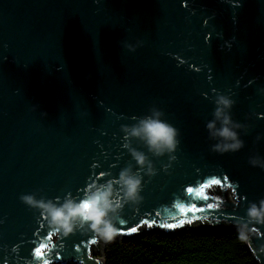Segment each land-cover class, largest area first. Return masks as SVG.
Masks as SVG:
<instances>
[{
    "label": "water",
    "instance_id": "1",
    "mask_svg": "<svg viewBox=\"0 0 264 264\" xmlns=\"http://www.w3.org/2000/svg\"><path fill=\"white\" fill-rule=\"evenodd\" d=\"M137 41L135 51L124 46ZM261 89L264 0H0V264H104L103 243L92 249L99 239L86 226L64 236L19 197L79 199L93 181L137 172L121 125L152 107L180 143L170 161L130 138L155 174L139 169L143 199L123 205L115 236L201 220L240 227L249 203L264 198V169L249 164L264 158ZM213 90L234 100L231 118L248 126L237 130L236 152L210 150ZM204 184L207 199L187 191ZM193 205L203 211L180 213ZM244 231L264 264V224Z\"/></svg>",
    "mask_w": 264,
    "mask_h": 264
},
{
    "label": "clouds",
    "instance_id": "2",
    "mask_svg": "<svg viewBox=\"0 0 264 264\" xmlns=\"http://www.w3.org/2000/svg\"><path fill=\"white\" fill-rule=\"evenodd\" d=\"M205 40H208V35L205 36ZM141 43V41H137L136 44L125 43L124 46L129 51H135ZM213 91L216 92V90ZM213 103L215 107L212 119L208 120L205 125L208 138L216 141L210 145V150L220 154L240 150L244 146V141L240 139L237 130L246 131L248 126L231 118L230 109L234 100L229 95L216 92ZM163 115L160 109L152 107L148 114L133 116L135 123L121 125L125 140L123 147L135 160L138 166L137 172H133L131 167H124L119 171L118 177H112L103 183L93 181L79 199L73 197L71 193H66L62 202H60V197L47 199L41 196L37 198L35 193L21 194L19 199L30 208L39 210L40 216L47 220L49 226L64 236H68L77 229H84L86 226L98 239L105 242L112 240L117 234L115 220L119 218V211L123 205L129 202L136 204L143 199L140 196L142 177L138 174L139 169H145L144 173L149 176L155 174L152 161L144 152L130 146V138L135 137L142 140L148 152L156 157L167 153L170 154L168 157L170 161L175 159V156L171 154L175 152L180 143L178 139L180 133L176 127L162 119ZM258 139H260L259 136H257ZM249 164L264 169V158L259 155L250 156ZM164 167L167 168L168 165ZM100 175L104 176L106 173ZM253 222L264 224V198H261L258 204L249 203L246 219L242 218L240 226L241 239H247L244 229Z\"/></svg>",
    "mask_w": 264,
    "mask_h": 264
},
{
    "label": "trees",
    "instance_id": "3",
    "mask_svg": "<svg viewBox=\"0 0 264 264\" xmlns=\"http://www.w3.org/2000/svg\"><path fill=\"white\" fill-rule=\"evenodd\" d=\"M239 233L232 224L201 220L174 230L99 239L92 249L103 243L104 264H257Z\"/></svg>",
    "mask_w": 264,
    "mask_h": 264
},
{
    "label": "snow or ice",
    "instance_id": "4",
    "mask_svg": "<svg viewBox=\"0 0 264 264\" xmlns=\"http://www.w3.org/2000/svg\"><path fill=\"white\" fill-rule=\"evenodd\" d=\"M210 183H211L212 185H218V184L221 183V181H220V180L213 179V180H211ZM207 187H209V185H208V184H204V185H202L198 190L193 189V188H188L187 191H188L189 194H192L193 192H195V195H196L197 197H203L204 199H207V197H204V196H203L204 189L207 188ZM207 207H208V208H212L213 205H212V204H208ZM179 211H180L181 214H183V213H185L186 211H187V212H197V211H203V209H202V208H197L195 205H193V206H191V207H189V208H187V209H185L183 206H181V207L179 208ZM180 223H184V221L181 220ZM167 226H168V227H174L175 225H171V224H170V225H167ZM130 231L134 232V231H136V229L133 228V229H131ZM49 239H50V237H49ZM94 242H95V241H93V243H94ZM47 247H48L47 243H45V244H41L39 247H37V248L35 249V256L38 257V258H42V257H44V255H45V249H46ZM43 264H48V262H47L46 259L43 260Z\"/></svg>",
    "mask_w": 264,
    "mask_h": 264
},
{
    "label": "rangeland",
    "instance_id": "5",
    "mask_svg": "<svg viewBox=\"0 0 264 264\" xmlns=\"http://www.w3.org/2000/svg\"><path fill=\"white\" fill-rule=\"evenodd\" d=\"M93 257H100V253L98 251L92 252Z\"/></svg>",
    "mask_w": 264,
    "mask_h": 264
}]
</instances>
